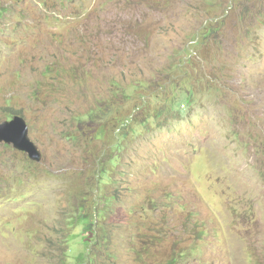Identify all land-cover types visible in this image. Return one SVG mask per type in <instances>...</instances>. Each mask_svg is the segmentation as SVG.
I'll use <instances>...</instances> for the list:
<instances>
[{
  "label": "rangeland",
  "instance_id": "1",
  "mask_svg": "<svg viewBox=\"0 0 264 264\" xmlns=\"http://www.w3.org/2000/svg\"><path fill=\"white\" fill-rule=\"evenodd\" d=\"M0 264H264V0H0Z\"/></svg>",
  "mask_w": 264,
  "mask_h": 264
},
{
  "label": "water",
  "instance_id": "2",
  "mask_svg": "<svg viewBox=\"0 0 264 264\" xmlns=\"http://www.w3.org/2000/svg\"><path fill=\"white\" fill-rule=\"evenodd\" d=\"M0 143L12 145L35 162L43 159L38 145L29 136V125L22 115L18 114L10 120L0 122Z\"/></svg>",
  "mask_w": 264,
  "mask_h": 264
},
{
  "label": "trees",
  "instance_id": "3",
  "mask_svg": "<svg viewBox=\"0 0 264 264\" xmlns=\"http://www.w3.org/2000/svg\"><path fill=\"white\" fill-rule=\"evenodd\" d=\"M15 114H19L20 115V113H15ZM14 117V116H13Z\"/></svg>",
  "mask_w": 264,
  "mask_h": 264
}]
</instances>
